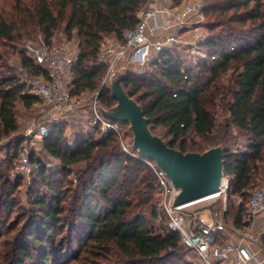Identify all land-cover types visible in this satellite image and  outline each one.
<instances>
[{"label": "trees", "instance_id": "1", "mask_svg": "<svg viewBox=\"0 0 264 264\" xmlns=\"http://www.w3.org/2000/svg\"><path fill=\"white\" fill-rule=\"evenodd\" d=\"M201 1L208 19V39L200 45L206 59L192 69L185 67L177 48L163 52L149 66L164 82L150 78L142 84L127 72L123 87L142 108L151 132L155 134V127L164 130V137L158 136L169 147L201 153L220 145L223 177L231 193L244 201L253 183L264 180V0ZM146 2L30 0L24 5L14 0L13 15L0 14V49L32 28L50 46L60 31L67 40H77L73 94L97 91L107 71L98 59L104 38L114 35L123 42ZM20 65L33 76L45 77L25 54L20 55ZM226 75L228 83L223 85ZM98 92L101 107L115 105L106 87ZM18 102L30 108L38 98L15 77L2 78L0 139L17 130ZM217 109L224 114L220 122ZM42 148L60 168L46 171L41 161L29 157L39 167L40 187L29 195L31 210L21 226L20 221L6 223L12 212L6 199L5 221L0 222V242L4 236L11 241L6 264H189L184 254H194L183 247L178 234L164 231V218L157 227L147 220L146 214L152 221L158 218L156 175L133 148L130 154L120 150L116 133L77 138L70 147L64 128L56 124L42 139ZM20 151L19 142L6 149L10 165ZM2 164L0 159V180ZM73 172L75 183L69 179ZM20 179L11 192L19 188ZM248 198L234 209L231 224L237 230L250 224Z\"/></svg>", "mask_w": 264, "mask_h": 264}, {"label": "built area", "instance_id": "2", "mask_svg": "<svg viewBox=\"0 0 264 264\" xmlns=\"http://www.w3.org/2000/svg\"><path fill=\"white\" fill-rule=\"evenodd\" d=\"M207 39L203 6L199 2L175 4V0H147L137 13L136 26L125 33L123 42L101 45L98 59L107 66L103 81L125 70L127 64L148 66L163 52H171L183 44L200 46ZM24 53L45 73V77L35 76L31 89L38 101L48 108L49 116L81 115L82 109L88 107L94 136L102 137L109 132L121 134L124 124L112 123L96 111L101 107L97 102L98 91L89 92L86 99L81 98L84 93L73 94L71 81L78 55L77 45L70 40L55 46H47L43 41L29 42ZM87 99H92V103L85 104ZM49 131L45 125L38 126L34 135L42 140ZM20 152L16 167L21 174L38 167L31 165L29 156ZM146 163L157 178L154 193L157 222L160 223L163 217L164 231L179 235L183 247L194 254V264H264V245L254 233L237 230L232 225L227 228L223 221L224 212L219 215L208 208L187 212L186 206L174 207L178 190L154 163ZM223 192L224 180L217 195ZM246 206L250 224L256 218L264 217V189H252ZM206 215L209 218L203 219Z\"/></svg>", "mask_w": 264, "mask_h": 264}, {"label": "rangeland", "instance_id": "3", "mask_svg": "<svg viewBox=\"0 0 264 264\" xmlns=\"http://www.w3.org/2000/svg\"><path fill=\"white\" fill-rule=\"evenodd\" d=\"M24 5H29L30 0H22ZM186 2H199L202 6L204 2L201 0H182ZM13 3L14 0H0V14L4 17H11L13 15ZM208 23V19L205 18V24ZM22 38L15 42H5L0 49V80L4 77L13 76L18 80L19 85H25L28 93L32 94L31 83L34 81L35 76L29 74L24 70L20 65V55L24 53V47L29 42H39L42 41L40 33L36 30L29 29L26 33L23 31L19 32ZM27 33H30L28 35ZM107 38V37H106ZM106 38L103 40V43H106ZM67 41L63 34L58 31L55 33L50 46L62 45ZM75 45H77L76 38L71 39ZM179 57L184 63L185 67L194 68V66L199 61H204L206 57L203 54L200 46L191 47L189 45H181L178 48ZM126 72L133 75L136 79L142 80V84H146L148 79L157 78L159 80L165 81L159 72L152 70L151 66H137L134 64H127ZM229 75L222 77L221 84L226 85L228 83ZM109 78L105 81H101L97 91H101L104 87L108 89ZM89 92H85L81 95L82 99L88 97ZM33 95V94H32ZM92 103V99H87L85 104ZM44 110V111H43ZM48 108L44 107L39 101L32 105L30 108H25L22 103L18 102L15 107V117L17 130L10 137L0 139V159L2 160V179L0 180V222L5 221V202L6 199H10L12 204V212L6 223L20 221V226L23 221L26 219L28 212L31 210L29 204L30 198L29 195L32 192V189L40 187V174L39 167L33 169L30 173L21 174L17 170L18 159L11 163L5 158L6 149L10 150L16 142L20 143L22 154L33 157L41 161L46 171L56 172L60 168V163L58 160L50 157L47 153L44 152L42 148V140L36 137L34 134L38 126H47L51 128L53 125H61L64 128V134L66 137V142L70 147H74L75 140L77 138H92L98 139V136H94L92 130L90 129V110L88 107L82 109L81 115H68L66 118L63 116L60 117H51L48 113ZM216 114H218L217 121L220 122L223 120L224 114L221 112V109H217ZM155 134L161 135L164 137V130L160 127H155L153 129ZM131 134L128 131V125L124 124L121 134L118 136L120 150L124 153L130 154L132 145H131ZM165 140L168 141V138L165 136ZM239 144L243 146L244 142L239 140ZM21 153V152H20ZM34 165V163H31ZM37 165V164H36ZM82 166H78L76 169H80ZM74 169V171L76 170ZM17 177H20V186L14 192H11V187L14 185ZM60 175L57 176V178ZM69 179L75 183L76 176L73 174ZM254 188L264 189V180H256L249 192ZM157 190V188H156ZM156 192V191H155ZM154 192V193H155ZM215 196V195H214ZM153 198L156 201L154 194ZM210 198V197H209ZM248 198V197H247ZM246 198V200H247ZM241 199L231 193V190L228 188V182L224 179V192L218 195L217 197H211L210 199L206 198L204 200L190 204L185 208L187 212L194 211H203L205 208L212 209L217 212L219 215L224 212L223 221L227 228H231L232 218L234 209L241 204ZM146 218L150 224L157 227L159 224L157 221H152L149 218V215L146 214ZM19 226V227H20ZM244 232H252L255 234L257 240H260L262 245H264V219H257L254 223L249 224L247 230ZM12 236V235H11ZM11 241L9 237H3L0 242V264H6L8 261L9 255V246ZM184 260L189 264H194L195 258L190 252H185Z\"/></svg>", "mask_w": 264, "mask_h": 264}, {"label": "water", "instance_id": "4", "mask_svg": "<svg viewBox=\"0 0 264 264\" xmlns=\"http://www.w3.org/2000/svg\"><path fill=\"white\" fill-rule=\"evenodd\" d=\"M127 72L123 69L109 80L108 91L115 105L97 107L96 111L112 123L127 124L132 148L143 160L162 171L178 190L174 207H182L218 194L223 183L224 150L218 145L204 152H186L169 147L153 134L140 105L123 87ZM206 215L203 219H208Z\"/></svg>", "mask_w": 264, "mask_h": 264}, {"label": "crops", "instance_id": "5", "mask_svg": "<svg viewBox=\"0 0 264 264\" xmlns=\"http://www.w3.org/2000/svg\"><path fill=\"white\" fill-rule=\"evenodd\" d=\"M106 38V37H105ZM104 38V39H105ZM115 42H119L114 35H110V36H107L106 38V43H115ZM257 219H264V217H258L254 220V222L257 220ZM253 222V223H254Z\"/></svg>", "mask_w": 264, "mask_h": 264}, {"label": "bare ground", "instance_id": "6", "mask_svg": "<svg viewBox=\"0 0 264 264\" xmlns=\"http://www.w3.org/2000/svg\"><path fill=\"white\" fill-rule=\"evenodd\" d=\"M217 196H218V195L216 194L215 196H211V197H217ZM211 197H210V198H211ZM210 198H208V199H210Z\"/></svg>", "mask_w": 264, "mask_h": 264}]
</instances>
